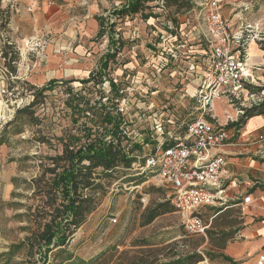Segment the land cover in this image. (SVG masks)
I'll return each instance as SVG.
<instances>
[{"label":"rangeland","instance_id":"obj_1","mask_svg":"<svg viewBox=\"0 0 264 264\" xmlns=\"http://www.w3.org/2000/svg\"><path fill=\"white\" fill-rule=\"evenodd\" d=\"M193 1V8L177 14L175 8L166 6L163 0L150 1L145 13L151 15L145 18L140 13L111 16L110 11L125 0H1L0 138L3 136L6 143L0 145V264H63V259L71 253L91 264H135L141 256L148 259L178 256L193 244H197L203 258L207 256L211 264H229L220 256L219 246L227 242L222 232L227 225H243L242 205L231 206L214 218L211 217L215 213L212 206L221 204L202 208V216L211 223L206 236L189 234L176 209L164 211L144 224L148 207L169 201L170 188L153 177L154 172L134 166L120 169L111 183L104 180L107 192H97V208L78 228L65 251H52L44 261L45 253L38 245L29 250L26 240L37 224L29 222L25 213H35V207L42 206L45 199V195L34 193L36 186L32 178L52 164L51 156L62 153L65 141L76 146L85 141L91 114L77 111L79 104L85 107L89 99L95 100L101 93H104L103 101H111L108 96L113 97L118 107L125 99L123 117L127 123L124 127L129 136L141 144L140 155L153 151L163 139L164 135L154 129L156 119L164 120V130L173 128L182 134L186 124L199 115L197 99L184 89L189 80L182 83L183 76L179 72L187 69L193 56L187 58L183 51L179 52L182 61L180 66L171 65L173 75L164 68L157 73L152 65L160 56L167 55L162 54L160 29H166L169 21L174 34L167 36L170 44L174 41L177 45L184 40L187 43L184 51L206 47L203 41L201 45L198 43L203 22L199 19L196 0ZM224 14L234 29L241 26L249 38L248 65L254 68L256 83L251 88L255 95H249L245 106L251 107L264 101V0H241L235 9L225 8ZM98 16L111 17L115 22L113 32L121 37L117 44L121 43V49L108 68L118 93L110 91L107 81L100 83V74L90 82H82L91 71L98 70L101 57L109 48V34H99ZM6 43L13 44L7 47L10 65L2 55ZM15 51L18 57L13 61ZM43 74L57 78L58 83L44 93L43 102L32 107L34 119L21 114L14 121L17 110L34 98L35 89H31L30 84L40 88L52 79L41 83ZM69 87L75 94L67 91ZM2 89H6V93ZM222 105L215 109L222 124L228 116L236 120L242 115L238 114L239 104L232 105L227 99ZM169 118L175 120L174 125H170ZM239 134L233 146L261 161L263 147H256L252 137L248 140L243 127ZM50 176L47 173L46 178ZM139 176L145 179L141 183L133 179ZM22 212L24 215H19ZM115 216L116 222L111 220ZM238 233L230 240L237 238ZM24 240L25 244L19 249L11 248L13 243Z\"/></svg>","mask_w":264,"mask_h":264},{"label":"built area","instance_id":"obj_2","mask_svg":"<svg viewBox=\"0 0 264 264\" xmlns=\"http://www.w3.org/2000/svg\"><path fill=\"white\" fill-rule=\"evenodd\" d=\"M239 1L196 0L199 19L203 22L198 43L201 45L203 41L206 47L184 51L187 45L184 40L177 45L174 41L170 44L167 36L174 34L172 22L169 21L166 29H160L163 39L161 46L164 47L162 54L167 55L158 57V61L152 64L157 73L164 68L173 75L175 71L171 70V65L175 63L180 66L182 61L179 52L183 51L187 58L193 56L187 69L179 72L183 76L182 83L189 80L184 89L197 99L199 115L186 124L182 134L173 128L164 130V120L156 119L154 129L156 133L164 135L163 139L158 141L153 151L145 155L135 152L136 160L132 166L150 169L154 172L153 177L170 188L168 200L180 214L185 230L191 235H207L211 223L202 216V208L217 204L222 206L230 201L226 193L230 182L227 183L229 176H226L228 159L225 147L236 143L241 128L227 127L229 120L235 121L233 116H228L224 124L218 120L213 99L219 95L226 97L232 105L239 104V114L244 112L249 95H255L251 89L256 83L255 71L247 63L249 38L241 26L234 29L224 14L225 8L233 10ZM176 38L175 34L173 39L176 41ZM5 69L8 71L7 67ZM2 92L6 93V89H2ZM124 101L119 106L122 114L126 113ZM168 122L170 125L175 124L171 118ZM263 142L264 133L253 138L252 143L260 148ZM239 196L235 200H239L238 204L242 207L254 205L257 201L249 190H244ZM111 220L116 222L117 217ZM194 264L211 262L204 255ZM253 264H264V253L259 252Z\"/></svg>","mask_w":264,"mask_h":264},{"label":"trees","instance_id":"obj_3","mask_svg":"<svg viewBox=\"0 0 264 264\" xmlns=\"http://www.w3.org/2000/svg\"><path fill=\"white\" fill-rule=\"evenodd\" d=\"M150 1L154 0H125L120 7L111 10L110 15L127 16L140 13L143 17L148 18L151 14L145 13V10L146 7H149L148 2ZM163 1L166 6L174 7L176 14L181 10H190L195 6L193 0ZM97 19L100 25L99 34H109V48L102 55L98 70L91 71L90 76L83 79L82 82H90L96 78V75L100 74V83L103 84L107 81L110 84V91L118 93V87L115 80L109 76L108 68L111 60L117 56L121 49V43L117 45L121 37L113 32L115 22L112 21L111 17L98 16ZM174 19L177 20V17L175 16ZM6 45L2 49L5 60L8 59L7 47H12L13 44L6 43ZM262 47L264 48V44ZM17 57L18 53L15 51L11 60L15 61ZM6 63L10 65L9 60ZM58 81L57 78H52L40 88L30 84L31 89H35L34 98L29 104L17 110L14 121L21 114H26L34 119L32 107L40 101L43 102L41 97H44L43 95L47 90L54 88V84ZM67 91L71 94L74 93L72 87H69ZM103 97L104 93H101L99 98L89 99L85 107L79 104V107L76 108L80 113L91 114V117H88L91 125L86 128L84 143L76 146L68 140L65 141L62 153L51 156L52 164H49L39 176L32 178V182L36 186L34 193L45 195V199L42 206L35 207V213H25L29 217V222L37 224V228L26 236V240H28L29 250L38 245L41 252L45 253L46 256H42L44 261L47 259V254L52 251H65L78 228L84 224L88 215L97 208L99 203L97 192L101 191L103 194L107 192L104 180L107 179L108 183H111L112 178L117 177V172L120 169L131 168L132 163L136 160L135 152L141 149V144L135 142L128 135L124 127L127 122L124 121L123 114L113 97L108 96V99H111L108 102L103 101ZM261 114H264V101L244 108L242 115L237 120L228 123L227 127L242 128L248 119ZM4 143H6V140L1 136L0 145ZM147 143L145 141V144ZM146 170L152 172L150 169ZM47 173L51 175L48 178H46ZM133 179H136L138 183L145 180L144 176ZM13 180H17V178H13ZM257 187L264 189V184L257 183L249 191L254 192ZM12 194L15 196V192H12ZM169 203V201L160 202L148 207L143 221L144 224L152 222L164 211L175 210V207ZM237 203H239V200L233 202L230 200L222 206L212 207L217 216L229 208L228 206ZM165 205L166 207L162 209ZM29 210L32 211L31 206ZM19 215L24 214L22 212ZM30 227L31 224L28 228ZM241 228L242 226L227 225L222 233H225L226 240H229ZM24 244L25 240L20 243H13L11 248L17 247L19 249ZM224 246L225 244L219 246V248L222 249ZM220 256L229 264L239 263L223 252H220ZM202 258L203 256L199 252L197 244H193L191 249L182 252L178 256L171 254L164 258L155 256L152 259L141 256L135 264H194ZM66 263L91 264L86 262L84 258H77L72 253L63 259V264Z\"/></svg>","mask_w":264,"mask_h":264},{"label":"crops","instance_id":"obj_4","mask_svg":"<svg viewBox=\"0 0 264 264\" xmlns=\"http://www.w3.org/2000/svg\"><path fill=\"white\" fill-rule=\"evenodd\" d=\"M55 59H59V57ZM44 67L42 66V68ZM41 76L44 77L41 83L53 77H46L45 74ZM215 102V109L216 107L220 109L227 99L217 96ZM237 116L238 114H236ZM243 129L248 138H256L259 134L264 133V114L248 119ZM260 146L264 149V142ZM225 151L228 159L226 176H229V179L227 183L230 182L226 191L229 200H235V195H239L244 190H250L261 181L264 184V154L261 155L263 158L259 161L246 155L237 145H228L225 147ZM253 193L257 201L254 205L248 206L247 210L246 206L242 207L245 220L237 238L227 240L224 248L221 249V252L237 260L238 264H253L258 253H264V189L257 187ZM237 205L239 204L237 203ZM215 216L216 213L211 217Z\"/></svg>","mask_w":264,"mask_h":264},{"label":"bare ground","instance_id":"obj_5","mask_svg":"<svg viewBox=\"0 0 264 264\" xmlns=\"http://www.w3.org/2000/svg\"><path fill=\"white\" fill-rule=\"evenodd\" d=\"M253 41H254V40H253ZM253 43H254V42H252V44H253ZM250 54H253V53H250ZM250 54H249V55H250ZM247 63H248V59H247ZM217 96H219V95H217ZM217 96H215L214 99H213L214 109H215V103H216V102H215V99L217 98ZM219 97H220V96H219ZM222 97H223V96H222ZM223 98H226V97H223ZM226 99H227V98H226Z\"/></svg>","mask_w":264,"mask_h":264}]
</instances>
